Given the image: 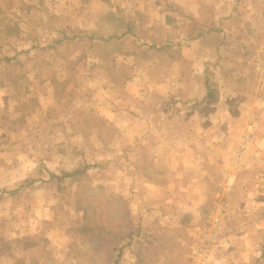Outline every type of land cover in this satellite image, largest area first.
Instances as JSON below:
<instances>
[{
	"label": "rangeland",
	"instance_id": "rangeland-1",
	"mask_svg": "<svg viewBox=\"0 0 264 264\" xmlns=\"http://www.w3.org/2000/svg\"><path fill=\"white\" fill-rule=\"evenodd\" d=\"M0 58V264H264V0H0Z\"/></svg>",
	"mask_w": 264,
	"mask_h": 264
},
{
	"label": "crops",
	"instance_id": "crops-1",
	"mask_svg": "<svg viewBox=\"0 0 264 264\" xmlns=\"http://www.w3.org/2000/svg\"><path fill=\"white\" fill-rule=\"evenodd\" d=\"M209 89L210 88H208V94L205 95V100L203 99L204 101L203 107L193 109V114L195 113L197 114V115H193V125L186 126V128L190 130L193 128V136L190 135L184 139H182L181 137L175 138V144L189 146V149L188 147H186L187 151L179 155L173 154L171 157L172 163L173 162L174 164L182 163V170L184 172L190 173L191 171H193V175L195 176V178H198V176H200L199 170L204 169V166L202 165V162L204 161L203 158L204 154H202L203 150L209 146L212 147L214 144L218 145L221 143V142L219 143V139L214 137V135H216L215 134L216 131H213V127L211 126H214L215 123H219V119H216L215 115L217 113L223 115L225 109L221 110V112L214 113L213 109H215L216 111V107L215 108L212 107L213 101L211 99L213 98L209 97ZM232 112H237V108L234 107ZM172 166L173 167H171L172 169L170 170L174 171L176 167L175 165ZM206 176L207 175H205L204 178ZM176 177H179L178 174ZM193 187L195 188V193L197 194L199 187L198 179L194 181ZM203 201H204V197H202V202Z\"/></svg>",
	"mask_w": 264,
	"mask_h": 264
},
{
	"label": "trees",
	"instance_id": "trees-1",
	"mask_svg": "<svg viewBox=\"0 0 264 264\" xmlns=\"http://www.w3.org/2000/svg\"><path fill=\"white\" fill-rule=\"evenodd\" d=\"M200 35H198V37H199ZM4 61H6V62H10V60L9 59H3V58H0V63H2V62H4ZM209 97H213L212 96V92L210 91L209 92ZM80 173H79V171H74V172H72V173H68V172H64L63 173V175H62V177L60 178V179H62V180H66V179H69V178H74V177H76V175H79ZM53 177H56V175H54V174H51ZM31 184V183H30Z\"/></svg>",
	"mask_w": 264,
	"mask_h": 264
}]
</instances>
